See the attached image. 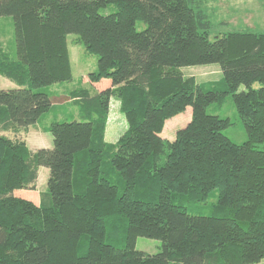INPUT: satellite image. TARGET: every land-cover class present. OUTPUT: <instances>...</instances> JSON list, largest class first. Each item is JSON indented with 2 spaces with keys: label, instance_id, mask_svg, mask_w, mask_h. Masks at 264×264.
Wrapping results in <instances>:
<instances>
[{
  "label": "trees",
  "instance_id": "obj_1",
  "mask_svg": "<svg viewBox=\"0 0 264 264\" xmlns=\"http://www.w3.org/2000/svg\"><path fill=\"white\" fill-rule=\"evenodd\" d=\"M3 15L14 19L17 57L0 41V76L17 88L0 89V264L264 259V32L213 36L203 0H0ZM70 34L98 57L95 91H74L81 120L53 122V147L32 151L16 134L52 110L45 88L73 80ZM206 64L221 66L218 84L181 70ZM228 96L248 136L241 144L224 133L230 117L208 112ZM118 98L129 128L113 145L105 121ZM188 108V123L164 138ZM42 166L50 176L39 200ZM194 206L211 214L192 215ZM139 237L161 250L137 249Z\"/></svg>",
  "mask_w": 264,
  "mask_h": 264
},
{
  "label": "rangeland",
  "instance_id": "obj_2",
  "mask_svg": "<svg viewBox=\"0 0 264 264\" xmlns=\"http://www.w3.org/2000/svg\"><path fill=\"white\" fill-rule=\"evenodd\" d=\"M203 8L208 14L212 22L213 36L225 34L229 31L238 29L244 31L264 32V0H203ZM114 8L102 9L104 14L111 13ZM139 29H142L143 23L137 24ZM0 41L5 51L13 58L17 57V47L15 41L14 19L12 16H0ZM77 36L70 34L68 36L69 50L71 55V63L73 70V80L70 82L54 84L45 88L50 95L54 97V105L50 112L44 114L39 123L32 126L30 130L24 132L22 139L28 141L30 149L36 151L41 145L49 144L53 147V136L49 131V127L53 122H71L81 120L79 117L80 107L75 103L74 91L87 88L92 92L95 90L90 83L89 75L97 70L98 57L95 54L87 52L82 44H78ZM181 70L187 77L194 76L198 83L202 84H218L222 78V70L219 64H206L182 67ZM17 88L16 83L10 79L0 76V89ZM94 86V85H93ZM255 86H259L256 83ZM218 87V86H217ZM245 86L241 87L244 90ZM125 107L121 99H113L107 121H105V140L110 144H116L119 138L129 128V123L126 118ZM210 114H218L222 117H230L233 120V125L224 130V133L229 136L232 141L241 144L248 140L247 133L238 116L234 100L232 96H228L222 105L213 104L208 108ZM189 113L192 117V108H188L183 113L169 119L164 128V136L173 137L177 132L184 127L188 121ZM23 134V133H22ZM264 148V143L259 145ZM50 176L48 167L42 166L38 176L36 192L40 200V191L47 189V183ZM31 191H20L22 197H30ZM217 198L213 196L209 203L214 204ZM192 215H210L211 211L200 206H194L189 209ZM137 249L154 254L161 250L162 242L158 239L147 237H139L137 240ZM264 264V259L258 263Z\"/></svg>",
  "mask_w": 264,
  "mask_h": 264
},
{
  "label": "crops",
  "instance_id": "obj_3",
  "mask_svg": "<svg viewBox=\"0 0 264 264\" xmlns=\"http://www.w3.org/2000/svg\"><path fill=\"white\" fill-rule=\"evenodd\" d=\"M9 84V87H7L8 89H11L10 87H12L11 86V83H8ZM112 102H113V100H112ZM112 102H111V104H112ZM177 117V116H176ZM188 118L189 119H191V113H189V116H188ZM31 128V127H30ZM30 128H29V130H30ZM28 131V130H27ZM178 130H175L174 132H177ZM24 132H26V131H24V130H21L20 132H18L16 135H18V137L20 138H22V136L24 135ZM23 133V134H22ZM1 134H5V135H7V136H9V137H11V138H15V133L14 132H2L1 131ZM162 136L164 137V138H166V139H168V140H174L175 138H176V136H173V137H167V136H164V131H163V134H162ZM26 142H27V144L28 145H30L29 143H28V141L26 140ZM42 147H50V145L49 144H44V145H41V147L40 148H42ZM39 149V148H38ZM41 168V167H40ZM40 168H39V173H40ZM44 191V190H43ZM42 192L40 191V194H41Z\"/></svg>",
  "mask_w": 264,
  "mask_h": 264
}]
</instances>
